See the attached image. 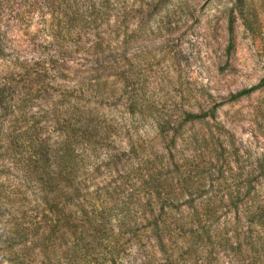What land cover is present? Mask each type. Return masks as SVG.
Segmentation results:
<instances>
[{
  "label": "rangeland",
  "instance_id": "obj_1",
  "mask_svg": "<svg viewBox=\"0 0 264 264\" xmlns=\"http://www.w3.org/2000/svg\"><path fill=\"white\" fill-rule=\"evenodd\" d=\"M263 80L264 0H0V264H264Z\"/></svg>",
  "mask_w": 264,
  "mask_h": 264
},
{
  "label": "trees",
  "instance_id": "obj_2",
  "mask_svg": "<svg viewBox=\"0 0 264 264\" xmlns=\"http://www.w3.org/2000/svg\"><path fill=\"white\" fill-rule=\"evenodd\" d=\"M230 31H231V33H233V31H234V18H232V21H231ZM259 87H264V80L262 81V83L259 86L251 87V88H248V89H245V90L241 91L237 97H241V96H244V95H249L253 91H255L256 89H258ZM152 186H154V183L152 184Z\"/></svg>",
  "mask_w": 264,
  "mask_h": 264
}]
</instances>
